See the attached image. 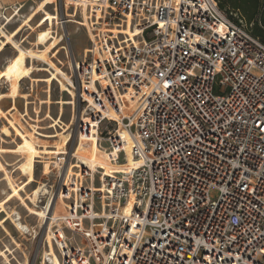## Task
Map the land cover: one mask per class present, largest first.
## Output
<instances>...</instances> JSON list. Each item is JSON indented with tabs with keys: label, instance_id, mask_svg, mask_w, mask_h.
<instances>
[{
	"label": "built area",
	"instance_id": "1",
	"mask_svg": "<svg viewBox=\"0 0 264 264\" xmlns=\"http://www.w3.org/2000/svg\"><path fill=\"white\" fill-rule=\"evenodd\" d=\"M85 1L90 45L71 68L78 136L95 130L123 161L122 123L142 186L126 214L122 179L99 171L96 189L86 167L75 184L60 174L71 200L46 233L62 264H264V42L253 23L217 0Z\"/></svg>",
	"mask_w": 264,
	"mask_h": 264
},
{
	"label": "bare ground",
	"instance_id": "2",
	"mask_svg": "<svg viewBox=\"0 0 264 264\" xmlns=\"http://www.w3.org/2000/svg\"><path fill=\"white\" fill-rule=\"evenodd\" d=\"M1 1L2 0H0V6L4 7V4ZM57 1L58 0L36 1L28 13L26 12L29 10V7L27 6L25 10L22 11L25 6L22 3H19V5H17L18 9L16 8L15 15L11 18L7 16L8 23L6 25H4L1 20V18L5 16V13H3V10L0 8V14L2 15L0 16V35L2 38H5L1 40L0 37V50L2 51L3 48L7 46V44H12L16 49V53L11 58L8 65L4 67L3 70H0V84L1 81L4 80L10 84L11 88V93L2 91L0 88V104H2L0 106V122L2 125H4L2 131L4 135H0L3 140V143L0 145V153H10V157L5 160V163H3L0 158V188H2V192H4H0V209L6 213L5 216L0 217V226L2 228L1 231L4 235V237L2 236L3 238H0V242L3 244V247L0 244V258L4 259L2 260V263L0 262V264H13L12 260L10 259V255H14L16 258L15 251L13 250L12 246L6 242V238L12 239V242L14 243L15 247H17V250L20 249L25 253L23 259L24 261H20V263L29 264V256L28 253L23 249V244L21 241H19V239L15 238L13 231L9 229V226H7L9 225V220L14 221L16 228L21 233H23L24 238H27V235H25L26 233L38 234L39 228L44 225L46 219L47 220L45 224L47 223L48 217L51 213L59 216L63 215V213H65L63 205L67 207L69 202L66 201V199H71V194L67 192L66 185L62 189L63 193L59 195L58 199H54V191L53 189L51 190V185L49 186V183L43 178L38 181L34 178L35 163L37 158H41L38 160V162L51 164V166L55 168V171H61L63 168V164L66 161L65 158L68 153L63 147L60 146L59 142L56 141L58 138H60L63 143L66 142L64 133L62 134L58 130V127L63 125V118L65 116L64 105L73 104L76 108L77 102V93H75V91L77 92V87L75 80L73 79L72 73L70 74L63 70L64 66L62 67V65L64 62L60 58L62 50H64L72 68L71 64L73 63L75 55L73 54L74 51L72 52L65 43V33H63V29L61 27V19ZM52 2H56V13L47 10L46 6ZM65 5L67 15L69 17H77L73 13L69 12L70 6L76 5V13H84L86 20L89 10L85 0H65ZM48 7L50 8L52 5H49ZM17 17L21 19V22L19 23L20 26L18 28L16 27L17 29L15 32L10 31L9 26L14 20H16ZM6 19L7 18H5V20ZM25 29L28 30L29 36L24 39L25 36L23 35L21 37L20 35ZM80 30L81 29L78 31ZM123 30L124 32L133 34V31L130 30V28H124ZM68 34L71 35L72 33L68 32ZM34 35V40L28 42L29 45L25 46L24 43L27 41V39L33 38ZM22 38L24 40H22ZM4 53H6L7 56L11 53V50L5 47L2 51V55ZM29 58H32V60L28 65ZM4 60L5 59H0V63H2ZM33 61H37L38 65L36 66L33 64ZM40 64H43V67H40ZM46 73H48V75H45ZM24 78H30L32 82L30 89L25 92L26 94L21 89V82ZM52 79L56 80L59 84V98L56 95L57 92L53 90V88L49 90V83ZM65 92H69L71 94L69 101L65 99ZM36 94L37 97H35ZM24 99L27 100V105L25 103L26 110L24 113H21V109L24 106ZM33 99H37L39 104L38 107L37 103H35ZM57 105H60V109L58 108L60 112L57 116H55L58 107ZM18 114L23 117L24 122H27L28 125L23 123V121L18 117ZM112 114L115 117H119V115L115 112H112ZM48 118L50 120V128H53L54 131H44L50 133L46 135V137L50 140H43L44 144H37L31 138L29 131H43L40 129L45 128L44 126L47 124H45L44 121ZM75 120L76 114L74 115L73 122ZM119 131L125 138L127 159L118 162L110 161L107 152L101 148V146H99V137L95 135V130H93L91 134H82L79 138V140H81V144L78 148V153H74L73 159L75 161H72L69 164L70 166L68 168V172H66V178L67 182L72 180V177L75 173L73 169L74 167H86L92 171V186L96 189L101 188L99 183L98 185L100 186L96 185L97 176L95 173H98L99 171H101L104 175L122 179L124 182L128 183V201L124 212L129 214L131 212L133 203L137 198V190L142 186V179L137 173L142 161L133 156L132 145L134 141L130 132L124 128L122 123ZM13 132L20 136L21 143L19 144V147L16 146V149L9 150L4 145L13 146L14 143L17 144L18 142V139L13 138ZM66 132L67 130L65 133ZM5 135L11 136L12 140L9 141L4 139L3 137H5ZM14 154L21 155L22 159ZM44 154L46 156H44ZM21 160H23V162L19 165L18 163ZM17 164L19 165L18 167L20 169L18 172V169L16 170ZM19 172L22 174H19ZM3 174L6 176L4 178L7 180V182L3 181ZM34 180L38 185L32 189V193L27 195L28 200L26 201L23 198L22 191H28V187L30 185L29 183ZM97 181L99 182V180ZM75 183L76 181L74 180V183L72 184ZM104 188L106 187L104 186ZM14 197L20 199L23 205L31 212V214L28 216L25 215L26 211H24L20 205L15 207V204H17L16 201L11 202ZM43 197H46V200L50 197L46 207L41 204ZM7 203L10 204L7 205ZM107 204L108 202L104 200V202L101 203V207L103 209H108ZM28 217H35V223L37 226H35V223L31 224L28 221ZM46 242L49 244V246L48 249H43L42 264H62V261L54 247V242L50 233H48L46 236Z\"/></svg>",
	"mask_w": 264,
	"mask_h": 264
},
{
	"label": "rangeland",
	"instance_id": "3",
	"mask_svg": "<svg viewBox=\"0 0 264 264\" xmlns=\"http://www.w3.org/2000/svg\"><path fill=\"white\" fill-rule=\"evenodd\" d=\"M36 1H39V0H36ZM36 1L35 0H2L1 2L4 4V7L3 6H0V8L3 10V13H5L4 14L5 16H3V17L7 18L6 20L3 17L1 18L3 24L6 25L8 23V17L7 16H9L11 18V17H13L15 15L16 8L18 9V6L17 5H19V3H22L25 6L22 9V11H24L27 6L29 7V10L26 12V13H28L30 11V8L32 7L33 4L36 3ZM49 5H52V7H50L51 10L48 7ZM49 5L46 6L47 7V10L50 11V12L53 11V13H56V9H55L56 2H52ZM57 5H58V8H59V15H60V19H61L60 20L61 21V27L63 29V33H65L64 34L65 43L68 45L69 49L72 52L74 51L73 52V54L75 55L74 57L80 58V56L82 54V49L85 48V47H88L90 45V40H89L88 32L86 30V27L84 26V24L86 23V20H85V17H84V13H76L77 6L76 5H71L70 6V9H69V12L70 13H73L74 15L77 16L76 18H71V17H69L67 15L65 0H58L57 1ZM81 14H82V16H81ZM0 16H2V15L0 14ZM82 17H83V20H82ZM20 22H21V19H19V17H17L16 20H14L13 23H11V25L9 26L10 27V31H14L15 32L16 29L20 26L19 25ZM79 29H81V30L78 31ZM77 31H78V34H77ZM68 32H71L72 34L69 35ZM23 35L25 36L24 39L29 36V32H28L27 29L23 30L20 36L22 37ZM0 37H1V35H0ZM34 38H35V35H34L33 38H28L27 41L24 43V45L25 46L29 45L28 42L33 41ZM3 39H5V38H2L1 37V40H3ZM24 39L22 38V40H24ZM0 44H1V42H0ZM5 47L11 50V53L9 55H7V56H6V53H4L2 55V51L4 50ZM5 47L3 48L2 51L0 50V59H5L2 63H0V70H3L4 67H6L8 65V63L11 60V58L16 53V49L14 48V46L12 44H7V46H5ZM28 47H30V46H28ZM60 58L65 63V64L63 63V65H62V67L64 66L63 67V70H65V71H67L68 73L71 74L72 73V69H71V66L69 64V59H68V57L66 55V52L64 50H62V54H61ZM31 60H32V58H29L28 59V65H29V63H30ZM32 63L35 64L36 66L38 65L37 64L38 63L37 61H33ZM42 65L43 64H40V67H43ZM71 65L73 67V63ZM45 75H48V73H46ZM72 75H73V79L75 80V84H76V87H77L76 76H75L74 73H72ZM31 84H32V82H31V79L30 78H24L22 80V82H21V89L23 90L24 93L27 92L28 89H30ZM51 85H53V86H51ZM0 88H1L2 91L11 93L10 84H8L4 80L1 81ZM51 88H53V90H55L57 92L56 95L59 98L60 97L59 96L60 90H59V84H58V82L56 80H53L52 79L51 82L49 83V90ZM75 93H77V95H76L77 96L76 108L74 107L73 104H71V105L65 104L64 105V108H65V116L63 118V125L58 127V130L62 134L64 133V138H65L66 142L63 143L60 140V138H58L56 141L59 142L60 146L63 147L67 151V153H68L67 156H66V158H65L66 161L63 164V168L61 169V171L60 170L59 171H55V168L53 166H51V164L45 163V162H43V163L38 162V160L41 159V158H37V161L35 163L36 165H35V170H34V178L37 181L40 180L41 178H43L44 180H46L49 183V186L50 185L53 186L51 188V190L53 189V191H54V194H53V198L54 199H58V197H59L58 195H60L61 193H63L62 191L60 192V190H61L60 189L61 188V182H62V175L60 176V174L65 173V172H68V168L70 166L69 164L72 161H75L73 159L74 153H78V148H79V146L81 144V140H79V138L81 137L82 134H85V133H82V134H80V136H78V132H77V129H78L77 128L78 127V120L80 118L81 112L83 111V106L80 104L78 91L77 92L75 91ZM64 95H65V99L67 101H69V98H71V96H70L71 94L69 92H65ZM35 97H37V94L35 95ZM33 101H35V103H37V107H38L39 104H38L37 99H33ZM26 102H27V100L24 99V106L21 109V113L22 112L24 113L25 110H26V108H25L26 107L25 106V103ZM1 105L2 104H0V106ZM26 105H27V103H26ZM72 105H73V108H72ZM57 106L58 107H57V111H56V115L55 116H57L58 113L60 112L58 110V108L60 109V105H57ZM3 109H4V105H3ZM75 114H76V120L73 122L74 115ZM18 117L23 121L24 124H27V122H24L23 117H21V115L18 114ZM30 121H32V120H30ZM49 121H50L49 118L44 121V123L47 124V125L44 124L45 125L44 126L45 128H41L40 129V130H43V131L34 132L33 130H30V128H29V130H30L29 133L31 134L30 136L33 139V141L36 142L37 144H40V143L44 144L43 143V140H45V141H49L50 140L49 138L46 137V135L47 134H50V133L44 132V131H54L53 128H50ZM86 121H88V119H86ZM3 128H4V125H2V123L0 122V135L1 136L4 135L2 133ZM66 130H67V132L65 133ZM3 138L4 139H7L9 141L12 140L11 136H6L5 135V137H3ZM13 138L14 139H18L17 144L14 143L13 146H10V145H7L6 146V145H4L9 150L10 149L11 150L16 149L17 147H19V144L21 143L20 136L16 135V133H14V132H13ZM2 143H3V140L0 137V145ZM98 144H99V139H98ZM7 148H5V149H7ZM9 154L10 153H8V152H6V153L3 152L2 154L0 153V158L3 161V163H5V160H7L10 157ZM14 155L19 156V158H21V155H19V154L18 155L17 154H14ZM44 156H46V155L44 154ZM22 162H23V160H21L18 164L20 165ZM18 164L16 166L17 167L16 170L18 169L17 172L20 171V169L18 167L19 166ZM73 169H74L75 173H74V175L72 177V180L69 181L71 183H74V180L77 182V177H74L75 175L78 176V180L81 177L80 174L75 170V167ZM19 174H22V173L19 172ZM49 174H50V176H49ZM4 177H6V176H4V174H3L2 175V178H4ZM97 180H98V175L96 177V185H98V181ZM3 181L4 182H7V180H5V178H4ZM86 181L87 182H90L89 177L86 179ZM29 184H30L29 187H28V191L29 192L28 191H22L23 198L26 201L28 200L27 195H29L30 193H32L33 192L32 189H34L38 185L35 180L32 181V182H30ZM98 186H100V185H98ZM2 191H3L2 188H0V192L1 193H4ZM42 199H43V201L41 202V204H43L46 207L47 206V202L49 201L50 197L47 200H46V197H43ZM70 200L71 199H66V201H68L69 203H70ZM12 201L13 202L16 201L17 204H15V207H17V206L20 205V207L22 209H24V211H26V214L25 215L28 216L29 214H31V212L23 205V203H22V201L20 199H18L17 197H14L11 200V202ZM9 204L10 203H7V205H9ZM63 208H64V212H65L67 210L66 209L67 207H65L63 205ZM5 214L6 213L2 209H0V217L5 216ZM28 219H29L28 221L31 224H34L36 222V218L35 217H28ZM46 220H45V222H46ZM45 222H44V225L41 228H39L38 234H36V233H26L25 232L26 233L25 235H27V238H24L23 237V233H21L16 228L14 221H12V220H9L8 221V224L9 225H7V226H9V229L13 231V234H14L15 238H17V239H19V241H21V243L23 244L22 245L23 246V249L28 253V256H29V264H34L36 262H37L36 264H42L43 263V259H42L43 249L44 248L45 249H48V246H49V244L46 242V236H47V233H46V227H47V225L46 224H48V221H47L46 224H45ZM35 226H37L36 223H35ZM1 230H2V228L0 226V238L2 236L4 237V235H3V233H2ZM5 240H6V242L10 246H12L13 250L15 251L16 258L14 257V255H10V259L12 260L13 264H21L20 261H24L23 259H24L25 253L22 250H20V249L17 250V247H15L14 243L12 242L13 241L12 239L6 238ZM0 244H1V246L3 245L1 242H0ZM54 247H55V244H54ZM55 249H56V247H55ZM2 260H4V259L3 258H0V262L1 263H2Z\"/></svg>",
	"mask_w": 264,
	"mask_h": 264
},
{
	"label": "trees",
	"instance_id": "4",
	"mask_svg": "<svg viewBox=\"0 0 264 264\" xmlns=\"http://www.w3.org/2000/svg\"><path fill=\"white\" fill-rule=\"evenodd\" d=\"M217 1L220 7L228 13L238 12L248 24L253 23L251 27L253 34L264 42V0Z\"/></svg>",
	"mask_w": 264,
	"mask_h": 264
}]
</instances>
